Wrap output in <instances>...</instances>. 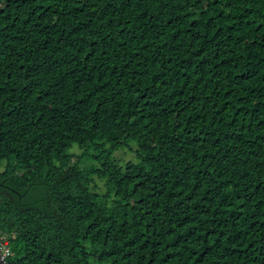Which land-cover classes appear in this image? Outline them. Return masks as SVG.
I'll use <instances>...</instances> for the list:
<instances>
[{
    "label": "trees",
    "instance_id": "1",
    "mask_svg": "<svg viewBox=\"0 0 264 264\" xmlns=\"http://www.w3.org/2000/svg\"><path fill=\"white\" fill-rule=\"evenodd\" d=\"M1 243L6 264H264V0H0Z\"/></svg>",
    "mask_w": 264,
    "mask_h": 264
},
{
    "label": "rangeland",
    "instance_id": "2",
    "mask_svg": "<svg viewBox=\"0 0 264 264\" xmlns=\"http://www.w3.org/2000/svg\"><path fill=\"white\" fill-rule=\"evenodd\" d=\"M73 147L74 148L72 151L78 156H81L82 152L78 148H76L75 145ZM136 149H137L136 142L132 140H127L124 142V144L121 147L111 151L110 156L112 159L117 160L118 163L120 164H123L124 162H128V161L136 162L137 161ZM81 160H82V166L91 165V164L97 165V162L95 160H88L85 157H82ZM91 185L92 187H95V190L97 192L103 193L106 190L104 182L97 178H94V181Z\"/></svg>",
    "mask_w": 264,
    "mask_h": 264
},
{
    "label": "built area",
    "instance_id": "3",
    "mask_svg": "<svg viewBox=\"0 0 264 264\" xmlns=\"http://www.w3.org/2000/svg\"><path fill=\"white\" fill-rule=\"evenodd\" d=\"M0 252L4 258L9 254L8 249L4 243L0 244Z\"/></svg>",
    "mask_w": 264,
    "mask_h": 264
},
{
    "label": "water",
    "instance_id": "4",
    "mask_svg": "<svg viewBox=\"0 0 264 264\" xmlns=\"http://www.w3.org/2000/svg\"><path fill=\"white\" fill-rule=\"evenodd\" d=\"M0 264H6L5 258L2 256L1 252H0Z\"/></svg>",
    "mask_w": 264,
    "mask_h": 264
}]
</instances>
